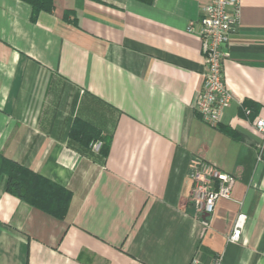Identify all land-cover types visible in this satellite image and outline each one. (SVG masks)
I'll return each instance as SVG.
<instances>
[{"label":"crops","instance_id":"0c3cea01","mask_svg":"<svg viewBox=\"0 0 264 264\" xmlns=\"http://www.w3.org/2000/svg\"><path fill=\"white\" fill-rule=\"evenodd\" d=\"M206 2L52 0L32 20L25 1L0 0V155L70 193L58 217L1 178L0 264H264V0L240 1L215 127L192 108ZM192 154L235 177L208 224L189 202Z\"/></svg>","mask_w":264,"mask_h":264},{"label":"built area","instance_id":"2783aa9c","mask_svg":"<svg viewBox=\"0 0 264 264\" xmlns=\"http://www.w3.org/2000/svg\"><path fill=\"white\" fill-rule=\"evenodd\" d=\"M240 1L207 0L201 6L200 17L194 23L198 26L197 33L201 40L205 65L192 108L211 127L222 123L225 110L233 99L224 80L223 60L228 55L231 37L239 25ZM188 29L193 30L194 25L191 23ZM244 112L249 114L250 109L245 107ZM252 126L262 137L257 158L264 160V118L254 117ZM89 146L92 151L98 152L102 142L94 140ZM186 173L192 181L189 202L195 216L203 217V222L208 224V217L213 213L217 201L229 198L235 177L202 156L194 154L189 156ZM246 218L243 212L236 215L228 236L229 241H239ZM191 264L201 263L193 258ZM214 264H219V260Z\"/></svg>","mask_w":264,"mask_h":264},{"label":"trees","instance_id":"16d2710c","mask_svg":"<svg viewBox=\"0 0 264 264\" xmlns=\"http://www.w3.org/2000/svg\"><path fill=\"white\" fill-rule=\"evenodd\" d=\"M23 1L31 6L32 20L36 19L41 11H50L52 9V0ZM146 1L150 2L151 0ZM248 108L252 109L250 105ZM99 152L104 154V143H102ZM3 177L5 178V188L8 192L58 217L64 215L70 199V193L67 190L55 186L28 168L0 155V180Z\"/></svg>","mask_w":264,"mask_h":264}]
</instances>
